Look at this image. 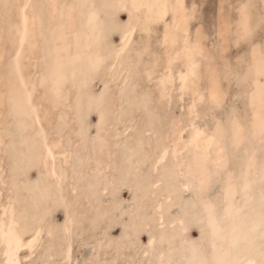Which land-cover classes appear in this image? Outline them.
I'll return each mask as SVG.
<instances>
[{
	"label": "bare ground",
	"instance_id": "obj_1",
	"mask_svg": "<svg viewBox=\"0 0 264 264\" xmlns=\"http://www.w3.org/2000/svg\"><path fill=\"white\" fill-rule=\"evenodd\" d=\"M224 3L216 29L217 66L203 31L192 26L196 6L185 0H0V264H30L34 255L39 264L53 255L59 264H70L71 208L59 228L57 253L45 238L54 239L49 219L66 203V188L72 194L77 189L65 180L75 170L76 145L83 150L88 144L85 118L94 110L99 141L93 146H104L108 127L115 143L125 145L120 162L126 163L120 178L103 181L98 193L119 189L149 160L155 175L145 184L141 179L135 201L140 208L133 215L150 207L155 225L176 227L181 237L191 224L200 229L195 244L181 239L171 259L169 252L155 251L151 261L264 264V0H237L232 18L222 14ZM151 41L157 49L148 47ZM240 43L246 44L245 56L235 68L224 54ZM231 84L243 97L244 112L227 111L221 119ZM203 115L213 123L198 125ZM150 133L157 135L155 147L146 153L143 138ZM87 155L81 153L83 159ZM108 167L96 163L92 175ZM217 183L218 195L207 200ZM186 192L192 198L180 214L165 218V207L180 205ZM134 219V232L148 223ZM150 236L148 249L154 250L159 238ZM136 260L129 254L120 264Z\"/></svg>",
	"mask_w": 264,
	"mask_h": 264
},
{
	"label": "rangeland",
	"instance_id": "obj_2",
	"mask_svg": "<svg viewBox=\"0 0 264 264\" xmlns=\"http://www.w3.org/2000/svg\"><path fill=\"white\" fill-rule=\"evenodd\" d=\"M185 1L189 4L192 3L194 6H196V7H194L195 9H194V18L192 20V26L197 27L203 31L204 37H205L204 44L207 48V51L213 55L214 60H215L214 63H216L217 66H220L221 61L217 57L219 46H218V39H217V33H216L217 24H218V20H219V16H220V11H219L220 0H188V1L185 0ZM236 2H237V0H225L224 8L222 10V14H224V16L226 18H232L236 14V11H235ZM123 15H125V13L120 14L121 20L124 19ZM116 37H117V35H113L112 40L113 41L116 40L115 39ZM140 43L141 42H139V40L136 39L134 46L138 47L140 45ZM148 47L151 50L157 49L156 48L157 45L154 43V41H151L150 44L148 45ZM245 49H246L245 43H240L238 45H231L224 54L226 62L229 64H232L235 68L242 66V59L245 56L244 55ZM146 57L147 56L143 55L144 60L147 59ZM95 87H97V88H95ZM94 89L96 91H98L99 86L95 85ZM234 91H236V85L231 84L229 89H228V93L226 95V102L223 104V107L221 108V110H219V113L221 112L220 114L218 113L219 118L221 117V119H223V117L226 116L230 111L231 112L235 111L239 114H243V112H244L243 97L241 95H236ZM223 110H224V112L222 113ZM227 111H228V113H227ZM221 114H222V116H220ZM223 114H225V115H223ZM97 115H98V111L94 110V112L93 111L89 112L87 118H85L86 124H88L89 127L87 128V134H86L83 142H86V144L87 143L88 144L85 145L83 150L81 148L79 149V146L76 145L77 151L74 155L75 158H73L75 161V165H74V169H75L74 171L75 172L73 171V174H70L69 177L65 180L66 181L65 186L72 184V183H76L77 184V189H76L77 192L75 191L74 194H72L70 191H68V187H67L66 189H67V193L69 194V196H68V199L66 200V203L56 206V208L53 210V212L50 215L49 226L52 229V234L54 236V239H53V237H52V239H50V238L46 239L47 238L46 237L45 241L46 242L48 241L49 244H51V241H52V244H53L52 248L53 249L51 248V252H53V254H54V252L57 253L59 251V243H60V240L62 241V238H61L62 235L60 232L61 224L63 222L64 214L66 215V213L68 212V210L70 208L72 209V216H73V223H72V238L73 239H72V242L70 243V245L68 246V251L70 253V259H69L70 264H120L122 262V260L125 259V257L127 258V256H129V254H134L135 260L137 259L136 264H155V258L154 259L152 258L154 261L150 260L151 257L155 256V254H154L155 251H156V253L158 251H162L163 253L169 252V254H165V255L168 257V259H171V257L173 256V253H176V251H177L176 247H178V244L180 243L179 241L181 239H183L185 241H189L191 244H195L196 243L195 241L198 238V232L200 230L196 224L189 225V227L187 228V230L185 232V235H183L184 237H181V235L180 236L178 235V231H177L176 227H173V226L171 227L169 225H161L162 228H160V226L155 225L154 222L152 220H150V215H151V219H152V213H151L152 210L150 207L145 209L144 215L142 213H139L140 214L139 217L133 215V214H135L136 210H138L137 209L138 203L135 204L136 203L135 201L138 200L136 196L140 195L141 190H140V187H138V186H139L140 182H142L141 179L143 180V182L141 184H143V183L145 184V182L147 180H149V177L151 179L152 175L153 176L155 175L150 170L149 160L145 161V164L147 165V168L145 170H144V168L146 166H145V164L144 165L142 164L143 167H140L137 170V172H134L131 174L133 179L131 178V175H129V174L127 175L128 176V178L126 177L127 181H128L126 183L127 185L123 184L122 186L119 187V189L117 188L118 190L115 188L113 191L111 189H109L108 191L104 192L103 194L98 193V185H101L102 183L107 182L108 180L120 178V175L123 173H121V170H119V169H120V167L123 166L122 164H126V163L120 162V160L122 161V159L124 158L123 157L121 159V156L124 154V151H125V148H124L125 145H122V143L118 144V142L115 143L114 139L110 137L111 131H110V129H108V127H105L103 130V132L105 133L104 134L105 136L103 135L104 136L103 138H105L104 146L101 147V149H98V146H95V147L93 146L94 143L96 145V144H98V141H99L96 137V128H97L96 118H97ZM205 117H207V118H205ZM196 122L200 126L210 125L211 123H213L210 116H208V115L207 116L203 115V119L200 117L199 119H197ZM70 124L72 125L73 122H71ZM161 126L162 125H160V128L159 127L158 128L162 130L164 127L163 126L161 127ZM66 131H67V129H65L64 132H66ZM92 132H94V133H92ZM130 132H132V131L130 130L127 132L126 140H128V141L131 140V136H132V133H130ZM52 133H54V131ZM156 136H157L156 134L154 135V134L150 133V134H146L145 138H143V143H145V141H146V143L143 144L146 153H148L149 151L151 152L154 149ZM88 137H89V139H88ZM145 139H147V140H145ZM150 139H151V141H150ZM134 149H135V147L132 149L131 152H134ZM108 150H109V153H108ZM82 152L88 153V155H87L88 157L83 159L81 157ZM105 156H106V158H105ZM107 156H108V158H107ZM114 157H116V159H118V160H115ZM113 159H114V161H113ZM117 161H118V164L115 165L114 163H116ZM101 162L102 163H104V162L108 163V166H109L108 170L106 171V169H105L104 171H102L101 175H98V176L92 175L93 173L91 172V169L94 167V165L96 163H101ZM113 166H115V167H113ZM116 167H117V170H116ZM112 169H113V171H112ZM140 170L142 172L144 171L143 173H145L146 170H147V172L145 174H143L141 172V174H140V172H139ZM148 172H150V173H148ZM36 173H37L36 168L31 169V171H29V174H28L29 178L31 180H34L36 178ZM110 173H111V175H110ZM160 173H161V171L158 172V174H160ZM83 174H85V175H83ZM158 174L156 173V175H158ZM115 175H116V177H113ZM136 175H138V178L134 177ZM143 175H145V177ZM140 176L142 178H140ZM83 177H84V180H83ZM124 177H125V175H124ZM76 178H77V180H76ZM137 179H138L139 183L137 182L135 184ZM69 180H70V183H69ZM86 180H87V182L85 184ZM128 186L130 188H128ZM135 186H137V187H135ZM133 188H134V190H132ZM137 188H138V190H137ZM219 188H220L219 183L211 186L208 189V191L206 192L205 198L207 200H213L218 195V193L220 191ZM159 189L160 190L163 189V186H161V184L159 185ZM182 195L183 196H180V200H181L180 205L174 204L172 206L165 207L164 213L165 214L167 213V215H165V218L172 219V218L177 217L182 210V209H180V208H182V206H181L182 203L187 202L192 198L191 192H186V193H183ZM115 197L117 200L115 199ZM110 200H112V202ZM113 200H114V202L116 201L115 203H117V204H114ZM104 202H105V204H104ZM112 204H114L115 207H112ZM120 205H121V208L119 209ZM138 206L140 208V205H138ZM110 208L111 209L113 208L112 211L114 212V210H115L116 213H113V212L111 213ZM148 209L151 212H149ZM121 212H123V213L126 212V214H124V215H123V213L120 214ZM130 212H132V213H130ZM137 213H136V215H137ZM117 215H118L117 221H115ZM119 215H120V217H119ZM127 215H128V217H127ZM146 215H147V218H149V219H144V218H146ZM133 217L136 219L140 218L139 221L140 220L141 221L146 220V223L148 222L146 226L141 227L137 231L138 233L132 231L135 227L132 223L135 220ZM118 218H119V220H118ZM132 218H133V220H132ZM126 219H128V220L126 221ZM96 220H99V221H96ZM148 220L150 221V223ZM105 221L107 223H105ZM123 221H125V222H123ZM96 222H97V224H96ZM112 222H113V224H112ZM98 224H100L99 225L100 227L99 226L97 227ZM149 224L151 227L149 226ZM132 226H133V228H132ZM121 227L123 229H121ZM125 228L127 231H124ZM146 228H147V230H146ZM150 228H153L154 230L151 231ZM158 228H160L161 230ZM122 230H123V232H122ZM128 230L129 231L131 230L130 231L131 233L130 232L128 233ZM162 230H164V235H163ZM155 232L157 234L159 233L158 236L156 235ZM120 233H121V235H119ZM130 234H131V236L129 237ZM150 235L156 237L155 239L159 238V239L155 240V241H158V242H156L158 244H156V245L153 244L154 247H157V248H154V250H153V246H152V247H150L151 251L148 249L149 247H148V243H147L148 239L151 237ZM169 235L171 238H168ZM127 236H128V238H127ZM159 236H161V237H159ZM162 236H163V238H162ZM164 236H167V237L165 238ZM103 237H105V238H103ZM58 238H60V239H58ZM106 238H107V240H105ZM160 238L164 239V241H160ZM122 239L126 240V241H123ZM122 243H123V245H122ZM132 243H133V245H131ZM56 248L58 250H56ZM169 248H170V250H168ZM141 252H144V253H142L143 259L141 258L142 255L140 257ZM170 252H172V253H170ZM149 254H151V255H149ZM149 256H151V257L149 258ZM148 259H149V261H148ZM36 261H37V263H36ZM48 261L49 262H47L46 264H59V262H57V260H56L55 255H53V257H51L50 259H48ZM28 262L30 264H35V263L39 264V256L34 255L30 260H28Z\"/></svg>",
	"mask_w": 264,
	"mask_h": 264
}]
</instances>
